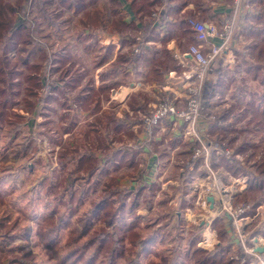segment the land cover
Returning a JSON list of instances; mask_svg holds the SVG:
<instances>
[{
	"label": "rangeland",
	"instance_id": "obj_1",
	"mask_svg": "<svg viewBox=\"0 0 264 264\" xmlns=\"http://www.w3.org/2000/svg\"><path fill=\"white\" fill-rule=\"evenodd\" d=\"M243 1L240 18L243 19L244 26H250L254 21V14H264V0L249 1L250 3ZM68 2L71 4L70 8L59 0L2 1L3 6H8L11 10L5 11L9 23L0 32V57L6 62L5 70L10 69L9 65L16 64L17 70L23 72V77L19 79L20 93L6 102V115L0 122V233L4 235L3 240H0V264H105V258H109L107 249L94 255V260L89 261L98 244V240L91 244L90 238L101 228L110 229L105 227V223L96 222L84 230L77 225L76 217H81L82 214L84 216L92 203L104 195L105 190L109 191L110 198L115 197L117 200L116 192L126 193L132 187L134 193L140 185L141 177L138 172L127 169L113 171V151L107 154V151L104 150V153L102 147H99L108 143L111 149L128 150L130 148L127 145L132 144V136H128L131 131L120 137L122 143H118L116 135L111 132L110 117L114 114L106 115L105 110L94 117L89 114L82 116L75 108L76 93L72 94L85 92L83 88L88 87L85 83L95 77L98 66L100 78L103 76L107 79L105 84L134 80L123 69L111 70L110 59L107 61L108 57L111 58L107 49L110 46L107 41L109 32L116 30L111 16L112 3L110 0ZM8 3L12 6L7 5ZM156 7L159 4L153 5L150 11L156 12ZM122 10L123 6L115 16L116 20L126 15ZM150 16L151 14L148 17L145 13L141 14V20L146 23ZM261 21L254 24L256 30L264 28V17ZM237 36L231 40L227 52L230 48L238 52L234 44L235 38H239L241 33ZM239 41L243 50L248 53L250 41L246 42L241 38ZM133 46L131 42L127 48ZM127 48L124 52L129 49ZM231 51L233 53L229 58L226 56L228 60L232 56L233 61L228 65L230 68L226 66L217 72L213 66L206 77H216L218 88L213 98L205 91V100L211 101L210 107L208 102L202 103L206 114L204 119L210 120L214 125L211 132L204 135L208 140L205 148L191 143L192 139L185 135L182 137L185 143L176 150L168 151L163 148L167 154L164 162L170 160L165 174L174 178L165 185L168 189H162L160 185L156 196L155 192L153 196L147 193V200L136 198L138 207L128 212L126 223L137 221L134 232L138 234V238L133 246L124 242L125 251L112 259L111 264H194L191 252L197 247L191 240L200 238L204 241L205 230H211V223L217 218L228 219V216L231 217L228 228L241 246L243 255L251 254L248 242H251V236L257 235V231L264 240V199L254 209L251 198L242 196L247 191L248 183L253 184V179L264 182V175L260 173V168L264 169V86L241 73L240 57ZM135 57L137 58H130ZM165 60L168 61L167 58ZM99 62L101 63L98 64ZM109 72L115 73L108 75ZM77 77L84 79L83 83L77 89L76 86V90H67L68 82L75 81ZM34 82L40 84V87H35ZM165 83H171L170 89H167L170 93L184 94L185 90L182 93L183 88L178 80L166 79ZM53 86H57L59 90L53 92ZM51 93L53 98L48 102ZM153 93L156 99L163 91L156 87ZM255 106L258 107L254 108ZM96 119L99 120L98 124H95ZM73 124L76 128L65 136L63 132ZM109 127L111 131H108ZM182 128L184 134L183 125ZM59 144L70 149L78 148L81 152L87 149L88 153L97 156L99 171L109 170L106 174L99 173L89 180L84 181L85 177L82 181L74 182L77 192L72 200H69V192L73 181L71 179L77 175L75 159L69 160L66 167L59 168ZM197 151L199 154L194 158ZM222 160L235 164L238 175L233 176L227 171ZM190 162L195 163L193 171L185 168ZM181 174L185 178L176 181L175 177L179 178ZM48 177H51L50 181L46 180L42 184V180ZM84 190H88L86 195L80 196ZM55 192L63 193V202L57 203ZM208 196L213 198V208H210L209 201L203 205ZM134 200V195L131 194L126 199L127 211ZM180 201H185L186 207L183 210L179 208ZM74 207H77L75 215L60 223L59 215L66 217ZM239 207L248 209L241 217L238 214ZM259 210L260 214L256 216ZM46 216L55 221L58 229L52 233L56 238L50 245L44 243L45 238L41 239L36 228L38 221ZM251 220H256L257 228L248 234ZM206 224L210 225L207 229ZM50 230L51 227H48V231ZM216 236L223 241L218 234ZM140 240H149L148 251H139L140 246L136 245ZM207 244L205 247L210 245V241ZM228 252L229 250L224 257L229 264H249L247 258L239 257V251ZM203 256L205 257L204 254ZM233 257L237 259L231 260Z\"/></svg>",
	"mask_w": 264,
	"mask_h": 264
},
{
	"label": "crops",
	"instance_id": "obj_2",
	"mask_svg": "<svg viewBox=\"0 0 264 264\" xmlns=\"http://www.w3.org/2000/svg\"><path fill=\"white\" fill-rule=\"evenodd\" d=\"M161 0H159L160 2ZM230 0H162V2H158L159 7H156V9L162 8L160 11V17L159 21L151 26L152 20L151 16L149 17V21L146 23L141 20V15L138 17L133 13L131 9V2L132 0H118V3L120 6H123V10L126 15L123 17L121 16L122 21L127 24L128 26H135V36L133 38H136L137 36H140V38L143 40V46H142V55L137 56L135 58L130 55L131 48H127V46L130 44V42H127L128 38H122L123 35L120 33H117L116 31L109 32V38L107 39L108 43L110 45L114 46V50L111 53V58L108 57L107 61L109 60V65L112 69H123L124 73H129L134 80L122 83V82H114L113 84H105L107 82L106 77L101 76L100 78V68L98 66L97 68V74L95 77H92L91 80L88 81V83H85V85H88V87L83 88L85 89V92L83 94H77V92H73L72 94L76 93V100L80 101H88L89 105L86 109L77 108L76 107V101H75V108L77 109L78 114L82 116H86L89 114L90 116H95L98 114H102V111L106 115L108 114H114L111 118V124H112V131L109 127L108 131H111L113 135H116V139L118 143L120 142L121 138L124 135L132 136V144L127 145L130 149H137L136 150H130V149H122L118 148L115 150V148L111 149V146L106 143L104 145H101L99 147H102V151H107L106 153H110L113 151L112 158L117 152H122L127 158H133V164L134 166H125L120 169H114L113 168V161L111 162V167L113 171L121 170V169H127L131 171L138 172V175L141 177L140 185L137 186L136 190L141 186H150V185H157L162 187H167V183L170 182L174 177H169L165 174V170L170 166L169 161L166 160L164 162V156L165 150L163 148H166V150H176V148H179L182 146L183 143V128L181 127V124H177L174 126L172 123H162L161 125L157 126L154 130V134L149 141H145V138L140 134L139 124H140V116L144 113L149 112L152 107L157 102L158 97L154 98L153 90H156V87L159 85H164L166 82V78L168 77L169 72H178L180 68L178 67L175 56L178 54L186 53L189 45L193 43V33L190 30L189 26L187 25V19L193 18L200 22L205 23H218L220 18L222 16L230 14ZM112 3V1H111ZM158 4H154L157 6ZM125 6V7H124ZM121 8V7H120ZM155 8V7H154ZM152 14V13H151ZM112 16V15H111ZM113 17V16H112ZM146 17H148L146 15ZM114 20H116V17H113ZM142 19H144L142 17ZM147 18H145L146 20ZM113 20V21H114ZM239 25H243V21L238 20ZM246 30V27L244 28ZM243 29V30H244ZM243 32V31H242ZM127 36V35H124ZM237 36V35H236ZM239 36V35H238ZM237 36V37H238ZM132 37L129 39H133ZM241 40H246L247 35L246 31L241 33V36L239 38H235V44L234 48L238 50V52L234 51L233 48H230V51L227 52L226 56L229 58V55L232 54L234 51V54L240 57V66H241V73H245V75H248L253 81L254 79L247 74L244 71L243 66V59L245 55L247 54L246 51L243 50V47L240 45ZM125 41L127 42V45L121 46V43L119 42ZM246 46V45H245ZM244 46V49L246 48ZM121 48V51H120ZM127 48L129 54L127 51L124 52V49ZM123 52L124 54H122ZM127 52V53H126ZM117 53H120L123 57V60L119 63L115 64V56ZM167 58L168 61L165 60ZM136 59V60H135ZM144 62H139V61ZM233 59L231 56V59H227V63L225 66L221 62H218L219 64L214 65V70L219 71L223 67H229V63H232ZM135 62V63H134ZM99 64V63H98ZM118 64V65H117ZM171 64V65H170ZM217 66V68H215ZM114 67V68H113ZM224 69V68H223ZM240 70V69H239ZM220 72V71H219ZM115 73V72H113ZM111 73V74H113ZM118 73V72H117ZM110 72L108 75H111ZM238 74V73H237ZM131 77V78H132ZM210 78V77H209ZM207 80V91L210 93V97H215V93L217 92V78H210V80ZM112 80V79H111ZM132 80V79H131ZM84 79H82L79 83H77L76 89L83 83ZM109 81V80H108ZM256 81V80H255ZM133 82H139L141 84V88H134ZM171 84V83H169ZM73 89V90H76ZM152 89V90H151ZM168 89L170 87L168 86ZM172 91H175L174 89H171ZM72 91V90H71ZM152 91V92H150ZM149 94V95H148ZM212 98L210 100H212ZM155 99V101H153ZM209 100V99H208ZM181 102L183 103V99H181ZM205 104L208 102V107L211 106V101H206L204 98ZM78 103V102H77ZM110 105V106H109ZM251 105V103H250ZM252 106V105H251ZM258 106H255L254 108H257ZM114 110V111H113ZM113 111V112H111ZM245 113V112H244ZM66 117V115L64 116ZM244 118V114H242L241 119ZM134 120V122H133ZM96 123H99V120H95ZM136 122V123H135ZM201 131L200 132H208L213 129L214 125H212V122L210 120H201L199 122ZM74 124L70 127V129H65L63 134L65 136L69 135V132H71V129H75ZM134 133V135H133ZM121 137V138H120ZM113 142V140H110ZM111 142V143H112ZM168 144V146H167ZM190 145V144H188ZM64 147L66 148L70 153H75V151H78L79 153L81 150L78 148L70 149L67 146H63L62 144L58 147ZM192 146V145H190ZM169 147V148H168ZM97 148V147H96ZM139 149V150H138ZM87 151V149L85 150ZM84 151V152H85ZM188 153L190 154V150ZM105 153V152H104ZM93 158L98 161V168H99V160L95 154H92ZM110 156V154H109ZM75 162V161H74ZM115 163V161H114ZM167 163V165H166ZM194 163V162H193ZM190 162L188 166H185L186 169L193 171V167H195V163L193 164ZM106 170V172H109L108 169H102ZM101 173L99 170L96 173V176ZM176 181L178 179H184L185 176L181 174L179 178L175 177ZM192 178V177H191ZM160 182V184H159ZM164 182V183H163ZM131 184V183H130ZM137 184V183H135ZM129 191L133 193L132 187L128 188ZM135 190V191H136ZM135 193V192H134ZM157 191L155 196L157 195ZM178 194V193H177ZM179 208L183 210L182 208H185V201H180L178 203ZM188 206V205H187ZM260 214V210L256 212V216ZM257 220V219H256ZM256 220L253 222L251 220V224L248 226L251 229H247L248 234L257 228ZM229 219L223 220L224 229L226 232V237L224 238V241L220 242V240L217 239L216 232L205 230V240L210 241V245L205 247L206 242L200 240V238H195L194 240H191V243L197 247V249H201L207 254H210L212 252H216L218 247V250H229L238 252L239 251V257L247 258L250 262L253 264H256L258 260L261 259V262H264V245H263V237L260 234H258V231L255 233L256 236H251V242L249 241L250 245V252L251 254L243 255L240 251L241 246L237 242V240L234 238V234L231 230H229ZM210 225L205 226V229ZM209 238H207L206 236ZM2 236L3 234L0 233V240H3ZM199 242V243H198ZM0 242V247H1ZM252 251V252H251ZM228 252V253H229ZM226 254V252H225ZM246 254V253H245ZM258 259V260H257Z\"/></svg>",
	"mask_w": 264,
	"mask_h": 264
},
{
	"label": "trees",
	"instance_id": "obj_3",
	"mask_svg": "<svg viewBox=\"0 0 264 264\" xmlns=\"http://www.w3.org/2000/svg\"><path fill=\"white\" fill-rule=\"evenodd\" d=\"M2 1L0 0V32L5 26H7V23H9V19L5 17V11L11 10L8 6H3ZM69 0H59V2L63 5H67V8L71 7V4L68 2ZM112 1L111 6V15L115 17L119 13V8L121 7L118 3V0H110ZM248 1H256V0H245ZM159 0H132L131 2V9L133 13L138 17L141 14H146L149 16L152 13V10L150 11V8L154 4H158ZM162 2V0L160 1ZM159 2V3H160ZM250 3V2H249ZM12 6L11 4H7ZM264 17V14L262 12H258L257 14L253 15L254 21L250 24V26H246V35L247 39L250 41L247 49L248 53L243 59V66L244 71L249 74L254 80H257L261 86H264V28L259 31L254 28V24H257L259 22H262L261 19ZM251 22V21H250ZM11 25V24H10ZM13 25V24H12ZM114 28L117 33H120L122 38H133L136 34V28L135 26L131 25L128 26L125 24L121 17H118L117 20L113 21ZM9 26V25H8ZM112 31V32H113ZM127 35V36H124ZM127 45V42L122 41L121 46ZM108 53H112L114 50V46L110 45L108 46ZM5 57V55H4ZM123 57L120 53H117L115 56V63H120L123 60ZM6 59V57H5ZM19 61H22V59H19ZM25 64V62H23ZM101 62H99L100 64ZM5 60L4 58L0 57V122L4 120V116L6 115V102L10 99H14L15 96H17L20 86V78L23 77V72L17 70V65H9L10 69H7L5 67ZM180 70H178L179 72ZM76 80H71L66 85V89L73 90L77 86V83L81 81V78L77 77ZM31 80H33L31 78ZM38 82V80H37ZM66 84V83H65ZM56 85V84H55ZM35 87H40V84L37 85L36 82H34ZM207 83H205L204 86V94L207 90ZM57 86H53V92L58 91ZM203 94V99L205 98ZM53 98V93L49 95V99L47 100L50 102V100ZM79 99V98H78ZM76 101V107L86 109L89 105L88 101ZM78 102V103H77ZM13 105V104H12ZM11 105V106H12ZM75 159V172L77 173L76 177L70 184H71V190L69 192V200H72L74 195L77 192V186H74L73 183L76 181H82V179L89 180L90 178L96 176L98 169V161L93 158V155L88 153V151H85L83 153H79L78 151H75V153H70L66 148L60 146L58 151V165L59 168H64L67 166V163L69 160ZM115 163H114V161ZM112 165L114 169H120L125 166H134L133 164V158H127L122 152H117L113 158H112ZM223 166L229 171L233 176L238 175V170L235 167V164H231L226 162L225 160H222ZM101 173H107L106 170H100ZM260 173L264 175V169L260 168ZM53 175L55 173L53 172ZM51 177L46 178L45 180H42V184H44L47 181H50ZM253 184L251 182L248 183L247 191L242 195L243 198L250 197L252 200L253 208L260 206L261 200L264 199V182L260 181V179H253ZM55 186V185H54ZM50 187L52 188L53 185L51 184ZM66 191L67 188H64ZM89 190V189H88ZM88 190H84L81 192L80 196H85ZM159 190L158 185H150V186H141L139 187L135 193H132L131 191L127 190L126 193L124 192H116L118 203H116V198H110L111 196L108 194L109 191L105 190L104 195L99 198L98 201H95L92 203L90 210L81 217H76V223L79 225L82 229L87 230L88 228L92 227L96 224V222L99 223H105V227H107L110 230L100 229L98 233H93V235L90 238V243H94L96 240H98V244L96 245V250L94 254L89 258V261L94 260V255L97 253L103 252V250L107 249L109 258L106 259L105 264H111L112 259H114L116 256L120 255L123 251H125L124 248V242L130 243L131 246H133L135 240L138 238V234L134 232V230L137 227V221L126 223V215L128 212L138 207V203L136 201V198L142 197L143 199L146 198L147 200V193L150 195H154L156 191ZM128 193V194H127ZM57 196V203L63 202V193L55 192ZM134 195V201L133 205L130 207V209L127 211L125 206V201L128 198L129 195ZM144 202V200H143ZM116 205L114 206V204ZM77 211V207H74L70 209V212L67 214L66 217L62 215H59L58 221L60 223H63L68 218L70 219L75 215ZM138 218V217H137ZM55 221L50 218L49 216L42 217L41 221H38L37 224V234L41 237V239L45 238V242L47 245H50L49 243L54 242L55 238L52 236L53 232H57L58 229L56 227ZM48 227H51V230L48 231ZM211 230H214L216 234L219 235L220 238L226 237V232L223 225V219L217 218L215 219L210 226ZM218 228H220L218 230ZM43 241V240H42ZM222 242V241H220ZM148 243L149 240H140V243H137L136 246H140L139 251L145 252L148 251ZM207 244V243H206ZM208 245V244H207ZM219 249V247H218ZM214 253L207 254L206 252H203L199 249H194L191 252V257L194 258L195 263L194 264H229L225 260V252L227 250H218ZM205 255V257L203 256ZM91 264V262L89 263Z\"/></svg>",
	"mask_w": 264,
	"mask_h": 264
},
{
	"label": "built area",
	"instance_id": "obj_4",
	"mask_svg": "<svg viewBox=\"0 0 264 264\" xmlns=\"http://www.w3.org/2000/svg\"><path fill=\"white\" fill-rule=\"evenodd\" d=\"M230 3V14L222 16L218 24L200 22L193 18L187 19V25L193 33V43L189 45L186 53L175 56L176 63L180 68L179 74L169 72L166 78L167 80H178L183 88L182 93L184 90L185 92L184 94L170 93L167 91L170 84L167 85L166 83L158 86L162 89L163 94L158 97L157 102L147 114L140 116L139 129L145 141L151 140L157 126L170 122L174 126L181 124L182 127L183 125V136L191 138V143L197 144L198 147L205 148L208 140L204 136L205 133L200 132L199 122L206 115L203 112L202 103L204 102L203 94L207 74L211 72L217 62L222 61L223 66L228 64L226 54L230 42L234 36L245 32L243 29L246 27L239 25L238 22V20L243 21L240 18V12L244 1L230 0ZM158 10L161 11L162 8ZM158 10L151 14V26L160 20V11ZM127 42L134 44L130 49L131 56L142 55L143 40L140 37L128 39ZM134 88H141V84L137 82L134 84ZM181 99H183V103ZM198 154L199 151L194 154V158ZM208 197L203 202L204 206L208 201ZM247 210L239 207V217ZM227 218L230 219L231 217L228 216ZM204 241L206 242L205 238ZM241 243L243 245L244 241ZM236 259V257L231 258V260ZM258 262V264H264L261 260H258Z\"/></svg>",
	"mask_w": 264,
	"mask_h": 264
},
{
	"label": "water",
	"instance_id": "obj_5",
	"mask_svg": "<svg viewBox=\"0 0 264 264\" xmlns=\"http://www.w3.org/2000/svg\"><path fill=\"white\" fill-rule=\"evenodd\" d=\"M207 200L209 201L210 207L212 208L213 207V198L210 196V197H208Z\"/></svg>",
	"mask_w": 264,
	"mask_h": 264
},
{
	"label": "bare ground",
	"instance_id": "obj_6",
	"mask_svg": "<svg viewBox=\"0 0 264 264\" xmlns=\"http://www.w3.org/2000/svg\"><path fill=\"white\" fill-rule=\"evenodd\" d=\"M223 210V209H222ZM209 238V237H208ZM206 242L208 243V240H206Z\"/></svg>",
	"mask_w": 264,
	"mask_h": 264
}]
</instances>
